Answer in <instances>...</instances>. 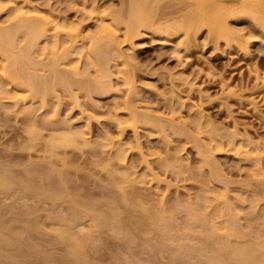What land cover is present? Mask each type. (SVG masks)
Here are the masks:
<instances>
[{
  "label": "rangeland",
  "instance_id": "1",
  "mask_svg": "<svg viewBox=\"0 0 264 264\" xmlns=\"http://www.w3.org/2000/svg\"><path fill=\"white\" fill-rule=\"evenodd\" d=\"M23 1L80 32L87 42L98 37L102 25L126 15L130 5V0ZM192 1L149 3L159 10V2L169 11L191 7ZM163 9L132 37L117 31L126 64L101 45L115 72L114 90L88 92L75 84L70 92L50 86L54 91L45 104L36 97L33 105L26 104L31 108L26 113L12 91L0 92V170L15 180L12 190L0 191V264H74L68 245L59 238L63 232L86 241L82 258L89 260L81 258V264H210L213 253L218 254V239L228 237L223 243L237 246L244 232V240L264 245V181L258 182L264 180V30L256 19L260 13L228 17L230 37L215 42L206 26L193 37L186 30L159 34L155 28L163 21ZM8 17V8L0 11V25H7ZM59 38L62 41L63 35ZM80 59L83 75L93 80L98 67ZM47 71L39 73L50 75L51 69ZM89 79L86 83L93 84ZM131 105L149 119L132 118ZM72 127L91 142L76 146L63 139V145L50 148L55 137L70 136ZM200 144L213 150L212 160L220 170L202 167ZM120 148L124 160L115 157ZM123 175L136 178L135 183L121 179L117 185L127 194H140L137 208L147 209V220L142 223L132 215L131 223L129 216L131 224L125 229L100 225L97 218L115 192L114 179ZM50 188L60 199L47 196ZM74 198L89 201L91 211L86 207V213H74ZM190 202L202 203L200 211L207 217L198 211L203 217L196 213L192 218L185 209ZM141 223L148 227L138 228ZM233 227L241 232L233 234Z\"/></svg>",
  "mask_w": 264,
  "mask_h": 264
},
{
  "label": "bare ground",
  "instance_id": "2",
  "mask_svg": "<svg viewBox=\"0 0 264 264\" xmlns=\"http://www.w3.org/2000/svg\"><path fill=\"white\" fill-rule=\"evenodd\" d=\"M148 3L149 0H130L129 11L126 15L116 16V18L113 19V21L114 20L116 21V23L114 22V24L111 23L107 26L102 25L101 27L102 29L98 33V37L92 39L91 42H87L85 37L80 36L81 34L80 32L76 30L66 29L65 24L62 25L58 24V22H54V19L50 18L48 15L39 14L38 10H36L34 6H31L30 4L28 5L23 0L21 1L0 0V11H2L5 8L9 9V17L7 19L9 21L8 24L0 25V92L5 89H7L8 91H12V93H14V97L16 98L15 100L17 101V103L21 102L24 105L22 108L23 111L22 110L21 111L23 113H26L31 110V108L26 106V104L28 102H31V105H33L35 102L34 98L36 97H39L41 99V103L43 105L45 104L48 98L47 95L49 94V92H51L52 89V87L50 86L56 87L59 85L65 91H70V92L72 91L71 90L72 86L75 84L79 89H83L88 92H92L91 89L92 90L94 89L96 92H97L96 89H99L100 92L102 91L106 92L109 91L110 89L111 91L114 90L113 87L114 85H112V83H114L112 82V73L114 71L111 70L112 66H110L111 63V60L109 58L110 55H108L107 52L109 51L108 53L112 54V56L115 55L119 59V61L121 59L122 60L121 62H124L123 64H126V60L124 59L125 54L122 50V41L119 40L117 31L125 30L126 36L129 38L135 35L136 33H138L141 26L147 24L148 22H149L148 24L152 23L151 20L154 19L151 18L152 15L154 14L158 15V13H161L165 5L160 6V3L158 2L157 6L159 10L162 8L160 12L158 9L155 8L156 7L155 4L153 5L152 3L149 4ZM191 5H192L191 7H178V8L174 7L173 9L171 8L172 10L169 11H167V9L164 8L163 9L164 12L162 13L164 17L163 21L159 23L160 25L155 28V31H157L158 33L160 32L159 34H164L167 36V34L172 35L174 33L186 30L187 32L184 31L186 32L185 34L189 35L191 32L193 37L194 34L197 35V33H199V31L204 26H206L208 29V33L210 35L212 34V36L214 35V40L215 42H217L218 39H225V38L228 39L230 37L232 30L227 26L228 17L235 15L239 16L240 14H244V13L253 14L252 12L255 13L256 11L260 13L258 14L259 16H256L257 17L256 19L260 22L258 23L260 24L261 28L264 30V0H196V2L193 0ZM160 20L161 19H159V21ZM190 29H193L194 33L192 32V30L190 31ZM61 35H63L62 41L59 38ZM42 42L45 43L42 45ZM228 43L229 41H227L226 44L228 45ZM103 44L107 48V52L104 49V54H102L103 52L100 51V50L103 51L102 49V46H104ZM96 56L99 57L97 58ZM82 57L83 58L85 57L88 60L90 59L89 60L90 64L88 63L89 66L87 64L88 67H90L91 64L92 66L93 64H95L96 67H98L97 69H95L96 75L94 76L95 78L93 80L89 79L88 76L83 75L84 73H86L84 69L83 71H81V67H80L81 65H79L80 63L79 60H82L80 59ZM88 67L87 70H90V68ZM116 67L118 72L119 70L121 71V68H119L121 67L120 63L119 66ZM49 68L51 69V72L50 75H47L49 74V71H47L50 70ZM41 70L43 72L47 71L48 73L46 75H43V73L42 74L39 73ZM121 76H123L124 78V75ZM84 77H86L87 79ZM50 78L52 81L49 80ZM88 79L92 80L90 82H93V84L91 83V85H89V83H86ZM8 85H11L12 87L9 88L7 87ZM117 89L118 88L116 87L115 90ZM128 89L129 91L132 90L131 87H128ZM129 94H131V92H129ZM131 106H132V113H131L132 118L145 116L147 120L149 119V115L146 116L147 114L139 113L135 109L136 106L133 105ZM135 122L136 121L132 120L130 122V125L134 126ZM76 128L77 127L71 128L70 131L71 134L68 137H64V136L55 137L52 142L48 143L50 145V148L52 146L63 145L62 142L63 139L68 140L70 145H76V146L80 144L90 143L91 141L89 140V138L84 136V132ZM198 143H200V140ZM219 143L222 144L221 141H219ZM201 144L202 146H205L202 142ZM201 144H200V148L202 147ZM104 146H110V145L108 143L105 144ZM208 147L205 149L201 148V150H199L198 152L199 154L202 155V161H201L203 162L202 167L205 168V165L208 166L210 165L213 169L214 166L217 167L216 165L218 163L215 165L216 161L212 160L214 158L212 157L211 154V151L213 150L212 149L210 150V147L209 148ZM115 157L118 158L119 160H124L125 159L124 150L122 148L115 150ZM164 168L170 169L169 167L166 166ZM218 170L220 169L218 168ZM4 171L5 174L0 170L1 172L0 191L1 190L6 191V189L7 191L10 189L12 190L13 186H11V184L13 185L15 180L14 178H11L9 172L8 174L6 170ZM56 176H55V180H57L58 178L60 179L59 175L57 177ZM123 176L114 179L116 180L114 183V185L116 184L115 185L116 188L114 189L115 192L111 195L112 197L110 196L111 199H109L110 201H108L106 209L103 212H101V214L99 213L100 214V216H98L99 219L97 218V220H99L98 223L100 225L108 224L109 226H111L113 224L112 226L114 225L118 226V227L114 226L115 228L125 229L128 227L129 224L133 223L132 215H134V217L136 216L137 218L140 217L141 221L139 218L138 219L142 223H143L142 220H145L146 217L145 215L148 213L147 209L141 207L139 210L137 208L138 201L140 199V194L135 191H133L131 194H127L126 190L123 187L117 185L118 183H120L121 179H124L122 181L125 182L128 181L135 183L136 178H129V175H126L125 177ZM10 178L13 180H11ZM52 178L54 177L52 176ZM153 178L156 179V177ZM59 179L57 180V182L59 181ZM158 179L160 180L159 177ZM227 181H225V183ZM263 181H264L263 179H260V181L258 182L262 184ZM58 183H60V181ZM21 184L22 183H18L19 187L21 186ZM7 187H11V188L8 189ZM50 189L51 192L49 191ZM50 189L48 190V192L47 190H45L46 194L47 193L49 194V195L47 194V196H49L50 198L57 197L53 201H57V199H60L52 191L55 189L54 188H50ZM76 198H74L75 199L74 202L76 201L75 202L76 204L73 203L76 206H72L74 207L72 210L74 211V213L77 211H80L77 212L79 214H83V212L86 213L87 210H89V206H90L89 201L88 202L86 201L87 202L86 204L84 203L85 201L82 202L80 198H78V200ZM199 200H204V198L200 197ZM200 202H195V203L190 202L188 203L186 208L184 207L186 210L191 212L188 214L193 216L192 218H195L194 216H196V213L199 217L202 216L201 213L204 214L203 212L200 211L201 209H203L202 203ZM92 206L93 205H91L90 208H92ZM209 206L210 205H207V207ZM86 207H88L87 210ZM176 208L178 210H176ZM176 208H174L175 211H179L180 208L178 206ZM73 211L70 212L73 213ZM198 211H200L201 213ZM198 213H200V215ZM79 214H77V216ZM129 216L130 217L132 216L131 223H129L130 221V219L128 218ZM128 219L129 221H127ZM161 219H159V221H161ZM168 220L170 222V219ZM167 222H165L166 223L165 226L167 224L168 226L171 224V222L170 223ZM142 223L140 224V226H138V228L145 229L147 225L153 226V223L150 224L147 222L148 223L147 225L146 223L144 224L146 226L142 225ZM233 223H234L233 226H235L236 225L235 220L233 221ZM123 224L124 225L127 224V226L124 227ZM235 227H233V234L238 235L241 232V230L237 231ZM64 228L63 230L65 231L70 230L68 227L67 228L64 227ZM63 230L62 231L59 230V231L63 232ZM139 230L140 232H142L141 229ZM139 230L137 231L139 232ZM61 232L58 233L59 236ZM146 232L149 231L147 230ZM58 234H56V236ZM241 234L242 236H245V232ZM70 236L68 235V232L65 233L63 232L61 233V236L59 238L62 242L64 241L63 243H65L66 246L68 245L66 249L69 254L68 256L71 257L70 261L74 260V264H81L83 262L81 261L82 248H83V244L85 245L86 241L83 242V240L80 239L81 242H79L78 241L79 237L78 239H75L73 233H70ZM242 236H240L241 238H239L240 240H238V242L240 241V243H237V246L236 245L232 246L231 242L223 243L226 242L228 237L226 238L224 237L225 241L222 240L224 239L223 237L222 239L220 238V240L218 239V241L221 242L219 243L217 241L218 248L217 246H215V251L217 248V251L215 253L218 254L216 255L213 253L214 256L212 255L210 260L214 264H219V263L222 264L223 262L222 259L224 256L225 260H229L230 262L229 264H260V263L264 264L262 263L264 262L262 261L264 260L263 257L264 248H262L264 247V245L261 243L262 241L256 239L253 242L247 241L244 240ZM75 237L77 236L75 235ZM129 238L131 239L130 241H132V236H129ZM250 239L251 238H249V240ZM128 241L129 240H127V242ZM227 241H229V238ZM254 242H256L257 244H255ZM220 245L224 251L227 249L225 251L226 253L230 249L228 251L229 253L227 254L231 257V259L234 258L236 255L239 256H236L231 261L230 257L227 256L229 258H226V254L224 253V251L221 248H219ZM85 249H83L84 256L87 255V254L85 255ZM221 250L223 252L222 254L224 255H220ZM232 251L234 252V254L232 253ZM221 257L222 259H220ZM72 258L74 259L72 260ZM261 258L263 259L261 260ZM82 259L87 260L88 258L86 256L83 257ZM217 260L218 262H216ZM225 260H224V264L225 263L228 264V262H226ZM85 262L87 263V261Z\"/></svg>",
  "mask_w": 264,
  "mask_h": 264
}]
</instances>
